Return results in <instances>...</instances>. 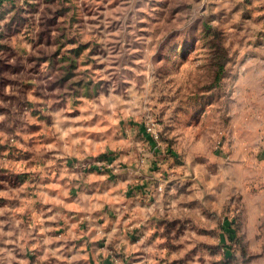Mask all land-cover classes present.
I'll return each mask as SVG.
<instances>
[{
	"label": "rangeland",
	"instance_id": "1",
	"mask_svg": "<svg viewBox=\"0 0 264 264\" xmlns=\"http://www.w3.org/2000/svg\"><path fill=\"white\" fill-rule=\"evenodd\" d=\"M0 264H264V0H0Z\"/></svg>",
	"mask_w": 264,
	"mask_h": 264
}]
</instances>
